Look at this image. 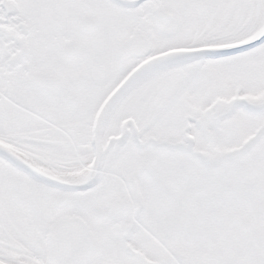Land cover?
Masks as SVG:
<instances>
[{"label":"snow or ice","instance_id":"snow-or-ice-1","mask_svg":"<svg viewBox=\"0 0 264 264\" xmlns=\"http://www.w3.org/2000/svg\"><path fill=\"white\" fill-rule=\"evenodd\" d=\"M0 264H264V0H0Z\"/></svg>","mask_w":264,"mask_h":264}]
</instances>
